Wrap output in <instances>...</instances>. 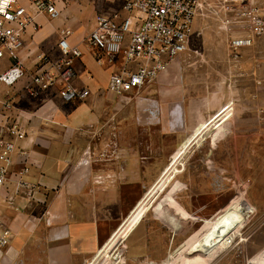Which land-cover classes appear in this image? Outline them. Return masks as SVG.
Returning a JSON list of instances; mask_svg holds the SVG:
<instances>
[{
	"label": "crops",
	"instance_id": "obj_1",
	"mask_svg": "<svg viewBox=\"0 0 264 264\" xmlns=\"http://www.w3.org/2000/svg\"><path fill=\"white\" fill-rule=\"evenodd\" d=\"M121 2L99 0L96 8L110 12ZM38 22V31L26 34L19 53L26 76L10 88L0 84V101L12 108L9 121L26 133L0 188V221L12 234L9 246L0 250V264H104L109 256L130 264L167 258L199 221L187 205H177L178 214L169 209L175 203L171 199L184 198L192 206L200 198L197 184L182 175L199 155V132L211 111L206 86L185 82L172 63L139 92L113 94L108 84L123 67L122 59L91 48L82 34L70 37L83 50L72 65L73 85L88 90V97L67 103L58 88L31 96L24 89L39 67L37 56L58 59L60 32L69 27L47 14ZM68 22L77 25L78 20ZM155 107L159 119L152 116ZM21 179L32 190L15 194ZM157 182L163 191L152 190ZM173 213L182 222L173 225L172 237L150 227L148 219L161 221ZM45 214L52 224L44 223Z\"/></svg>",
	"mask_w": 264,
	"mask_h": 264
},
{
	"label": "rangeland",
	"instance_id": "obj_2",
	"mask_svg": "<svg viewBox=\"0 0 264 264\" xmlns=\"http://www.w3.org/2000/svg\"><path fill=\"white\" fill-rule=\"evenodd\" d=\"M97 2L61 0L62 16L54 22H66L72 38L84 36L99 12ZM76 18L77 25L68 22ZM196 28L175 67L185 82L206 86L211 105L199 132V155L182 175L201 194L192 206L184 198L171 199L169 211L178 214L177 205H187L199 221L167 258L130 264H264V37L241 49L235 60L222 28L212 22ZM151 188L164 190L162 182ZM174 213L161 221L148 219L150 227L172 237L173 225L182 222ZM104 259V264L125 262L123 257L119 263L113 256Z\"/></svg>",
	"mask_w": 264,
	"mask_h": 264
},
{
	"label": "built area",
	"instance_id": "obj_3",
	"mask_svg": "<svg viewBox=\"0 0 264 264\" xmlns=\"http://www.w3.org/2000/svg\"><path fill=\"white\" fill-rule=\"evenodd\" d=\"M60 1L0 0V84L4 87H12L26 76L19 61V53L25 47L24 37L29 31H38L40 16L47 14L50 20L60 19L63 8ZM198 20L223 29L231 57L237 60L241 49L254 46L256 38L264 36V1L122 0L118 9L95 14L93 26L84 39L91 48L110 58L122 59L123 67L111 76L108 84L109 92L121 95L139 92L178 62L189 50ZM73 33L70 27L61 30L58 59L46 54L37 56L39 67L24 89L29 95L58 88L67 103L88 97V90L73 85L72 65L83 56L81 46L70 42ZM11 109L8 101H0V188L11 174L17 142L26 138L21 126L9 121ZM159 114L156 108L152 116L158 115L159 119ZM27 172L25 168L24 173ZM22 189L32 187L21 179L14 193ZM8 200L12 203L13 198ZM44 221L52 224L49 214H45ZM11 238V231L0 221V250L9 246Z\"/></svg>",
	"mask_w": 264,
	"mask_h": 264
},
{
	"label": "bare ground",
	"instance_id": "obj_4",
	"mask_svg": "<svg viewBox=\"0 0 264 264\" xmlns=\"http://www.w3.org/2000/svg\"><path fill=\"white\" fill-rule=\"evenodd\" d=\"M184 124V123H183ZM180 125V124H179Z\"/></svg>",
	"mask_w": 264,
	"mask_h": 264
}]
</instances>
